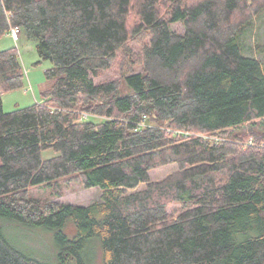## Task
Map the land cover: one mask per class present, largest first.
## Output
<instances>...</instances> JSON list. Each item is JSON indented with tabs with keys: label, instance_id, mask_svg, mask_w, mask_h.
<instances>
[{
	"label": "trees",
	"instance_id": "1",
	"mask_svg": "<svg viewBox=\"0 0 264 264\" xmlns=\"http://www.w3.org/2000/svg\"><path fill=\"white\" fill-rule=\"evenodd\" d=\"M262 11L264 0H0V40L17 28L15 43L34 40L51 64L40 100L4 112L24 73L14 47L0 50V218L52 231L57 264H85L93 238L101 264H264V67L240 42ZM38 185L102 193L75 206L35 198ZM0 264L45 263L0 227Z\"/></svg>",
	"mask_w": 264,
	"mask_h": 264
},
{
	"label": "rangeland",
	"instance_id": "2",
	"mask_svg": "<svg viewBox=\"0 0 264 264\" xmlns=\"http://www.w3.org/2000/svg\"><path fill=\"white\" fill-rule=\"evenodd\" d=\"M172 29L181 31L179 24H172ZM243 55L253 57L260 61L264 67V11L254 20L252 25L240 37ZM36 42L23 34L13 43L8 37L0 40V50L14 47L23 68V87L11 92L1 94L4 112H10L38 102L40 92L47 86L44 71L51 67L49 61L41 60L35 50ZM264 70V68H263ZM176 172L174 165L158 168L149 173L152 181H161L171 173ZM58 184L56 188H59ZM54 187L38 185L29 188L35 198L54 200L63 204L75 206H88L99 200L102 191L97 188H85L81 185H71L68 189H60L62 196L54 195ZM178 207L171 204L168 207ZM0 227L7 242L21 254L36 259L45 264L58 263V250L54 243V234L42 227H34L14 220L0 218ZM85 264H101V251L97 239L88 242L84 255ZM67 264H78L75 257H69Z\"/></svg>",
	"mask_w": 264,
	"mask_h": 264
},
{
	"label": "built area",
	"instance_id": "3",
	"mask_svg": "<svg viewBox=\"0 0 264 264\" xmlns=\"http://www.w3.org/2000/svg\"><path fill=\"white\" fill-rule=\"evenodd\" d=\"M19 34H20L19 29H17V28H11L8 35L15 42L17 40ZM248 143L251 144V141H249Z\"/></svg>",
	"mask_w": 264,
	"mask_h": 264
},
{
	"label": "crops",
	"instance_id": "4",
	"mask_svg": "<svg viewBox=\"0 0 264 264\" xmlns=\"http://www.w3.org/2000/svg\"><path fill=\"white\" fill-rule=\"evenodd\" d=\"M6 37H8L14 43V41L10 38V36L7 35Z\"/></svg>",
	"mask_w": 264,
	"mask_h": 264
}]
</instances>
